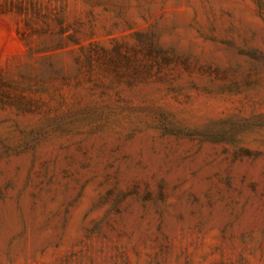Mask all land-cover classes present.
I'll use <instances>...</instances> for the list:
<instances>
[{
	"label": "rangeland",
	"instance_id": "374dc122",
	"mask_svg": "<svg viewBox=\"0 0 264 264\" xmlns=\"http://www.w3.org/2000/svg\"><path fill=\"white\" fill-rule=\"evenodd\" d=\"M0 264H264V0H0Z\"/></svg>",
	"mask_w": 264,
	"mask_h": 264
}]
</instances>
